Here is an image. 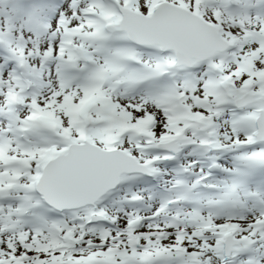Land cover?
I'll list each match as a JSON object with an SVG mask.
<instances>
[{"label":"snow or ice","instance_id":"snow-or-ice-1","mask_svg":"<svg viewBox=\"0 0 264 264\" xmlns=\"http://www.w3.org/2000/svg\"><path fill=\"white\" fill-rule=\"evenodd\" d=\"M0 264H264V0H0Z\"/></svg>","mask_w":264,"mask_h":264}]
</instances>
